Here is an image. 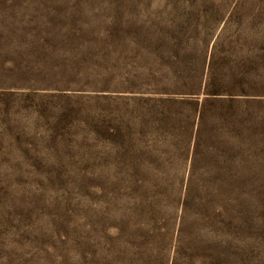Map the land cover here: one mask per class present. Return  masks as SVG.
Instances as JSON below:
<instances>
[{"label":"rangeland","instance_id":"obj_1","mask_svg":"<svg viewBox=\"0 0 264 264\" xmlns=\"http://www.w3.org/2000/svg\"><path fill=\"white\" fill-rule=\"evenodd\" d=\"M0 264H264V0H0Z\"/></svg>","mask_w":264,"mask_h":264}]
</instances>
